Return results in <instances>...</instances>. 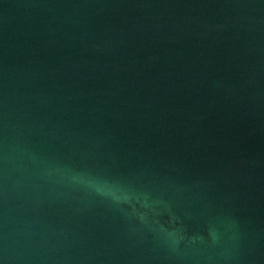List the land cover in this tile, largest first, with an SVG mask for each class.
Listing matches in <instances>:
<instances>
[{
  "label": "water",
  "instance_id": "water-1",
  "mask_svg": "<svg viewBox=\"0 0 264 264\" xmlns=\"http://www.w3.org/2000/svg\"><path fill=\"white\" fill-rule=\"evenodd\" d=\"M0 264H264V0H0Z\"/></svg>",
  "mask_w": 264,
  "mask_h": 264
}]
</instances>
